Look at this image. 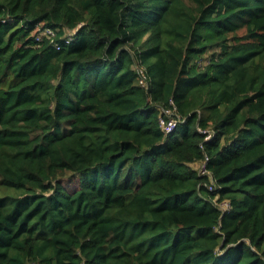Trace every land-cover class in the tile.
<instances>
[{"label":"trees","instance_id":"16d2710c","mask_svg":"<svg viewBox=\"0 0 264 264\" xmlns=\"http://www.w3.org/2000/svg\"><path fill=\"white\" fill-rule=\"evenodd\" d=\"M0 185V264H264V0H0Z\"/></svg>","mask_w":264,"mask_h":264},{"label":"built area","instance_id":"2783aa9c","mask_svg":"<svg viewBox=\"0 0 264 264\" xmlns=\"http://www.w3.org/2000/svg\"><path fill=\"white\" fill-rule=\"evenodd\" d=\"M35 33V40H40L42 36H47L52 40V37L54 36V31L50 28H41L39 27L34 31ZM70 36H67L65 39V42L68 43L70 41ZM60 47V43L56 44V48ZM136 72L138 73V78H139V83L142 85H145V73L144 69L141 66H134ZM182 121L181 116L178 114L176 107L173 103V101L170 99V105L161 107L160 108V114L158 118V123L160 128L165 132L168 133L172 131L176 125ZM198 130L204 133V140L210 139L214 132L208 128H200L198 127ZM201 147H203L202 144H200ZM207 157H205L202 161H200L201 165L198 167V172L201 174H207L208 175V181L204 183V185L209 189V190H214L216 188L215 181L210 173L209 170L205 168V163L207 161ZM213 201L220 206L221 209L225 210L230 207V204L227 200H223L221 202H217L216 199L214 198Z\"/></svg>","mask_w":264,"mask_h":264},{"label":"rangeland","instance_id":"374dc122","mask_svg":"<svg viewBox=\"0 0 264 264\" xmlns=\"http://www.w3.org/2000/svg\"><path fill=\"white\" fill-rule=\"evenodd\" d=\"M242 33V30L239 31V34ZM201 163L197 162L195 166V168L200 167ZM21 192V190L16 189V188H12V187H6V186H2L0 185V196L1 195H9V196H16L19 195Z\"/></svg>","mask_w":264,"mask_h":264},{"label":"crops","instance_id":"0c3cea01","mask_svg":"<svg viewBox=\"0 0 264 264\" xmlns=\"http://www.w3.org/2000/svg\"><path fill=\"white\" fill-rule=\"evenodd\" d=\"M196 163H197V162H194V163L192 164V166H193V165H196ZM193 167L195 168V166H193Z\"/></svg>","mask_w":264,"mask_h":264}]
</instances>
